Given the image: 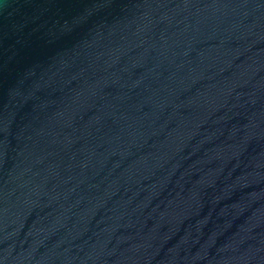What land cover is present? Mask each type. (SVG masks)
<instances>
[{
  "label": "water",
  "instance_id": "1",
  "mask_svg": "<svg viewBox=\"0 0 264 264\" xmlns=\"http://www.w3.org/2000/svg\"><path fill=\"white\" fill-rule=\"evenodd\" d=\"M0 264H264V0H0Z\"/></svg>",
  "mask_w": 264,
  "mask_h": 264
}]
</instances>
